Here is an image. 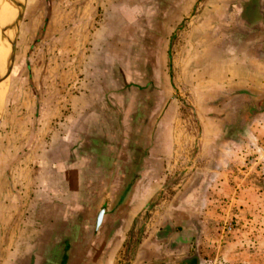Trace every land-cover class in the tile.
<instances>
[{"label": "rangeland", "instance_id": "rangeland-1", "mask_svg": "<svg viewBox=\"0 0 264 264\" xmlns=\"http://www.w3.org/2000/svg\"><path fill=\"white\" fill-rule=\"evenodd\" d=\"M259 3L260 0H0V211L9 218L6 222L0 220V264H33L32 260H5V256L9 254L10 258L12 251L31 253L36 242L43 246L37 236L31 238L34 244L11 243L6 225L13 221L11 212L20 207L27 211V194L35 193L44 183L42 155L48 141L67 139L70 128L79 125L83 113L74 117L72 106L84 108L88 102L93 108L90 115L94 141H100L103 135L104 117L110 121V134L114 133L115 138L143 141L151 131L147 129L143 135L136 118L142 111L141 122L147 120L157 100L166 104L160 114L168 111V137L177 141L178 147L165 152L171 160L166 165L167 178L161 182L157 196L135 219V227L129 229L123 248L111 264H130L139 239L156 236L154 231L161 232L166 225L165 236L172 234V239L195 232L189 253L192 258L179 260L178 256L186 254L184 244L181 251L168 252L169 246L163 243L158 249L165 258L156 264H264L262 74L249 75L254 84L247 97L222 99V129L214 146L208 145L213 131L200 121L195 99L179 95L182 85L185 91L191 88L183 79L186 70L192 73L202 66L195 53L190 56L186 28H195L197 20L204 16L202 24L212 26L217 19L220 25H227L229 32L236 33L244 27L238 20L258 16ZM170 57L177 99L164 72ZM234 61L229 60L222 69L230 71L232 79H244L235 72ZM155 88L165 89L166 98L163 94L150 95ZM79 91L85 92V98L77 97ZM104 91L107 96L102 94ZM203 102L200 100V105ZM106 103L108 113H97ZM43 141H47L45 148ZM142 152L143 149L136 150L138 154ZM7 173L14 177L9 179ZM131 185L132 180L124 181L122 196L110 191V195L99 197L100 204L110 208L113 199L121 203ZM116 186L120 184H108L110 189ZM17 189L22 190L23 202L13 205L10 211L7 201ZM195 189L190 199L197 209L189 217L196 226L186 228L188 213L180 206ZM36 204L32 201L30 210L40 215ZM24 211L23 215L18 211L17 218L26 226ZM38 222L31 219V225ZM148 222L152 226L145 234Z\"/></svg>", "mask_w": 264, "mask_h": 264}, {"label": "crops", "instance_id": "crops-1", "mask_svg": "<svg viewBox=\"0 0 264 264\" xmlns=\"http://www.w3.org/2000/svg\"><path fill=\"white\" fill-rule=\"evenodd\" d=\"M108 1L106 0L107 3ZM259 10L258 16L251 20L247 18L238 20L239 26L242 28L243 23L244 27L236 33L229 32L227 25H220L217 19L212 26L202 24L201 18L204 17L202 15L197 20L195 28H186L188 47L191 48L190 56L193 57L195 53L202 61V66L197 67L192 73L186 70L190 75L188 73L183 75V79L185 83H190L191 88L189 86L185 91V86L182 85L179 95L195 99L197 106L195 112L201 115L200 121L208 124V128L213 131L207 141L210 142L209 146L215 145L222 129V99L247 97V92L253 88L254 84L249 80V75L262 74L260 78L264 80V70H261L264 67V0H260ZM8 15L12 17L10 13ZM254 36L256 38H253ZM172 58L168 59L164 72L172 89L175 88L174 98L177 99L178 89L174 87ZM231 59H236L233 62L234 70L240 74L239 78L244 76V79L239 80L238 76L232 79L229 76L231 72L222 69ZM155 73L161 74L157 73V70ZM263 80H261L262 85ZM242 82L244 86H241ZM78 93H81L76 94L78 98H85L82 94L85 92ZM102 94L107 96L108 92L104 91ZM153 94L156 97L163 94L166 98L165 89L163 91L152 89L150 95ZM202 99L205 102L200 105ZM164 104L157 100L151 106L147 120L143 122H141L142 111L139 112L136 118L137 128L142 130L143 135L147 129L151 131L148 138L145 137L146 140L143 141H121L120 138H115L114 133L110 134V121L105 117L102 119L101 127L103 135L100 141H94L93 116L90 115L94 112L93 108L88 102L84 108L72 106L74 117L77 116L76 114L83 113L78 121L79 125L70 128L71 132L67 139L48 141L46 153L42 155V158L45 157L42 167L45 172L44 183L38 186L35 193H32L36 197H33L31 193L27 194L29 196L26 201L27 211L23 210L24 207H20L16 212H11L13 221L10 225H6L11 243L34 244L31 238L37 236L42 239L43 246L36 242V249L33 252L12 251L11 257L9 258L8 254L5 260H32L33 264H111L117 259L116 256L123 248L129 229L135 227V219L139 218L141 210L157 196L162 188L161 182L167 178L166 165L170 164L171 160L167 159L165 152L178 147L177 141H170L168 137L166 127L168 111L166 114H160ZM118 106L120 107L119 102ZM108 111L106 103L97 113L106 114ZM87 113L90 116H87ZM119 121L122 124V120L119 119ZM216 129L217 132L214 133ZM46 142L43 141L44 148ZM51 148L52 151H50ZM142 149V154L136 153V150L142 151ZM50 152H52L51 156H47ZM37 170L40 171V168L38 167ZM9 174L7 173L9 179L14 177ZM126 180H132L128 195L121 203H116L113 199L111 205L107 204L111 209L105 208L102 223L97 228L98 214L103 207H106L100 204L99 197H104V194L110 195V191L113 195L115 193L116 196H122L121 185ZM110 181L120 184V187L110 189L108 187ZM104 185H106L105 191L102 190ZM20 191L22 190H13L11 199H8L7 203L10 204L7 205L10 206V211L13 205L23 202ZM196 191L197 189L181 202V210L188 213L185 219L186 228H192L189 226L191 224L196 226V221L189 217L190 213L197 209L196 203L190 199ZM32 201H37L36 212L40 211V215H35L32 213L34 211L30 210ZM18 211L21 215L24 211L25 222L28 225L25 226V223L18 221ZM33 218L40 222L31 225ZM0 220L6 222L9 218L3 217L0 211ZM151 226V222L146 223L145 234L150 231ZM166 227L168 225L164 226L161 232L154 231L156 236L148 235L146 238L139 239L138 250L132 256L130 264H156L158 259L165 258L161 254L163 251L160 252L158 249L163 243L169 246L168 252L181 251L184 244L186 254L178 256L179 260L192 258L189 253L195 232L192 231L190 235L184 233L172 239V234H170L172 238L165 236ZM158 235L161 236L158 237ZM177 244H180V247H177Z\"/></svg>", "mask_w": 264, "mask_h": 264}, {"label": "water", "instance_id": "water-1", "mask_svg": "<svg viewBox=\"0 0 264 264\" xmlns=\"http://www.w3.org/2000/svg\"><path fill=\"white\" fill-rule=\"evenodd\" d=\"M105 207H103L102 209H101V211L99 212V214H98V218H97V224H96V226H97V228L101 225V223H102V219H103V216H104V214H105Z\"/></svg>", "mask_w": 264, "mask_h": 264}, {"label": "bare ground", "instance_id": "bare-ground-1", "mask_svg": "<svg viewBox=\"0 0 264 264\" xmlns=\"http://www.w3.org/2000/svg\"><path fill=\"white\" fill-rule=\"evenodd\" d=\"M12 16V15H11Z\"/></svg>", "mask_w": 264, "mask_h": 264}]
</instances>
